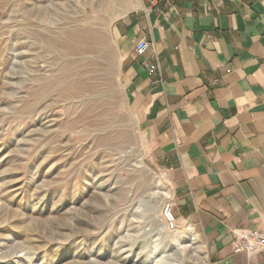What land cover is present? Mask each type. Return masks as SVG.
<instances>
[{
    "label": "rangeland",
    "instance_id": "1",
    "mask_svg": "<svg viewBox=\"0 0 264 264\" xmlns=\"http://www.w3.org/2000/svg\"><path fill=\"white\" fill-rule=\"evenodd\" d=\"M139 4L0 0V264L205 261L162 216L169 182L113 43Z\"/></svg>",
    "mask_w": 264,
    "mask_h": 264
},
{
    "label": "crops",
    "instance_id": "2",
    "mask_svg": "<svg viewBox=\"0 0 264 264\" xmlns=\"http://www.w3.org/2000/svg\"><path fill=\"white\" fill-rule=\"evenodd\" d=\"M168 1L112 26L130 108L202 264H264V250L231 249L264 227V0Z\"/></svg>",
    "mask_w": 264,
    "mask_h": 264
},
{
    "label": "built area",
    "instance_id": "3",
    "mask_svg": "<svg viewBox=\"0 0 264 264\" xmlns=\"http://www.w3.org/2000/svg\"><path fill=\"white\" fill-rule=\"evenodd\" d=\"M148 1L152 7H160L162 4H170L168 0H142ZM150 48V42L141 39L136 45L138 56L144 55ZM175 202L172 199L166 201L162 216L170 229L177 228V218L174 213ZM231 249L235 253L248 252L249 254L257 253L264 250V227L260 229L245 230L233 241Z\"/></svg>",
    "mask_w": 264,
    "mask_h": 264
},
{
    "label": "bare ground",
    "instance_id": "4",
    "mask_svg": "<svg viewBox=\"0 0 264 264\" xmlns=\"http://www.w3.org/2000/svg\"><path fill=\"white\" fill-rule=\"evenodd\" d=\"M75 35V34H74ZM75 37H76V35H75ZM72 38V37H71ZM72 39H74V37L72 38ZM77 39V38H76ZM69 45H70V43H69ZM73 45V44H72ZM77 49V48H76ZM60 56V55H59ZM157 193H159V192H157ZM165 195L167 194L168 195V192H166V193H164ZM179 241V239H178V237H176V239H175V242H176V244H177V242ZM180 243V242H179ZM180 249H181V251H182V253L183 252H185L186 251V249H187V246H181L180 247ZM171 261V260H170ZM167 262V261H166ZM162 263V262H161ZM165 264H167V263H165Z\"/></svg>",
    "mask_w": 264,
    "mask_h": 264
}]
</instances>
